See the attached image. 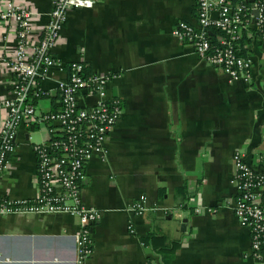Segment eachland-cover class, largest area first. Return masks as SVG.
<instances>
[{
  "label": "crops",
  "instance_id": "0c3cea01",
  "mask_svg": "<svg viewBox=\"0 0 264 264\" xmlns=\"http://www.w3.org/2000/svg\"><path fill=\"white\" fill-rule=\"evenodd\" d=\"M52 1L15 2L33 12L32 30L40 31ZM92 1V8L67 14L61 41L52 49L64 62L84 64L89 74L115 75L108 91L123 107L106 157L86 166L82 201L98 211L99 220L91 229L92 255L83 264H161L140 243L151 219L170 237L187 236L171 264H264V251L252 257L250 232L234 214L231 161L238 152L264 175V42L251 38L243 46L252 61L246 85L171 35L179 22L195 24L197 0ZM15 41L13 27L0 24V104L12 98V76L2 61ZM62 78L57 73L41 83L45 93L33 104L38 113L59 109L55 87ZM5 114L0 106V128ZM47 139L45 128L19 126L15 151L0 176V196L36 198L33 147ZM184 182L191 192L199 189L192 216L175 196ZM158 189L165 190L161 201ZM139 201L146 209L142 216L131 211ZM79 234V220L69 215L0 216V264H78Z\"/></svg>",
  "mask_w": 264,
  "mask_h": 264
},
{
  "label": "built area",
  "instance_id": "2783aa9c",
  "mask_svg": "<svg viewBox=\"0 0 264 264\" xmlns=\"http://www.w3.org/2000/svg\"><path fill=\"white\" fill-rule=\"evenodd\" d=\"M15 1L0 0V24L13 27L16 40L11 56L2 61L12 76V98L0 104L6 112L0 128V176L15 151L20 125L45 128L48 139L33 147L38 195L33 200L0 196V216L64 214L77 218L78 264H83L92 255L91 229L99 220L98 211L82 201L86 166L95 157H106L108 138L123 113L120 99L108 91L115 75L89 74L84 64L64 62L52 53L61 41L67 14L92 8V0H53L48 21L40 31L32 30L33 12ZM196 7L195 24L179 22L171 35L191 47L207 65L247 85L252 61L238 56V44L244 35L253 38L255 33H260L264 42V0L255 5L256 16L251 20L242 15L246 9L234 8L229 0H197ZM213 32L221 33L219 46L211 44ZM57 73L63 76L55 87L59 109L38 113L31 100L44 95L41 83ZM231 161L234 214L240 226L249 230L250 253L259 259L264 250V175L249 167L238 152L232 154ZM131 211L142 216L146 209L139 201Z\"/></svg>",
  "mask_w": 264,
  "mask_h": 264
},
{
  "label": "trees",
  "instance_id": "16d2710c",
  "mask_svg": "<svg viewBox=\"0 0 264 264\" xmlns=\"http://www.w3.org/2000/svg\"><path fill=\"white\" fill-rule=\"evenodd\" d=\"M229 1L234 8L243 7L244 9H246V11L242 13V15H245V19L251 20V17L256 16V12L253 9L260 0H252L251 2H249L248 0H239L238 2L235 0H229ZM220 34L221 33L219 32H213L212 36H210L211 44H213L214 46H219L218 37L221 36ZM253 38L260 39L262 38V35L260 33H255ZM248 39L251 38H248L246 35H244L241 41L239 42L238 44L239 57L247 56L245 54V49H243V46H245V44L247 43L246 40ZM40 98H43V95L37 98H33V100H31V103L34 104V101ZM199 185H200V180L198 181V187ZM198 190L199 189L195 187L193 192H191L189 190V185L187 182H184V184L181 187L175 189V196L177 199H179L180 208L184 212H186L188 216H192L195 214V207H197L195 201L197 199ZM164 195H165V190L158 189L156 192V199L158 201H161ZM150 221H151L152 229L144 238L140 239V243L142 244L144 249L148 250L149 253L157 256L161 264H171L176 252L182 247L183 239L186 238L187 236H185L184 234H179L177 237H170L168 234L161 231V229L157 225L158 223H155L154 219H151Z\"/></svg>",
  "mask_w": 264,
  "mask_h": 264
},
{
  "label": "water",
  "instance_id": "95a60500",
  "mask_svg": "<svg viewBox=\"0 0 264 264\" xmlns=\"http://www.w3.org/2000/svg\"><path fill=\"white\" fill-rule=\"evenodd\" d=\"M185 223H186V220L183 221V223H182V225L180 227V231L181 232H184V230H185Z\"/></svg>",
  "mask_w": 264,
  "mask_h": 264
},
{
  "label": "rangeland",
  "instance_id": "374dc122",
  "mask_svg": "<svg viewBox=\"0 0 264 264\" xmlns=\"http://www.w3.org/2000/svg\"><path fill=\"white\" fill-rule=\"evenodd\" d=\"M36 135H34L33 136V139L35 140V141H37V140H39V138H40V134L39 133H35Z\"/></svg>",
  "mask_w": 264,
  "mask_h": 264
}]
</instances>
